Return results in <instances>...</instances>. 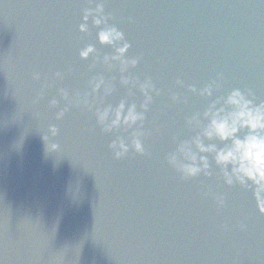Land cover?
<instances>
[{
    "label": "water",
    "instance_id": "1",
    "mask_svg": "<svg viewBox=\"0 0 264 264\" xmlns=\"http://www.w3.org/2000/svg\"><path fill=\"white\" fill-rule=\"evenodd\" d=\"M61 90L85 93L30 1L0 0V264H191L95 108Z\"/></svg>",
    "mask_w": 264,
    "mask_h": 264
},
{
    "label": "clouds",
    "instance_id": "2",
    "mask_svg": "<svg viewBox=\"0 0 264 264\" xmlns=\"http://www.w3.org/2000/svg\"><path fill=\"white\" fill-rule=\"evenodd\" d=\"M91 2L95 3V7H91L90 4L89 8L83 11L78 32L87 33L89 20H91L92 27L100 29L96 33L97 43L113 49L111 56L97 58L94 64L98 62L109 69L113 65H118L121 86L136 87L143 97V102L139 111L135 104H130L125 108L123 101L115 109L95 107L94 103L89 101V95L95 97L98 92L102 91L103 95L107 96L113 90L103 78L99 77L88 80L87 86L91 89L90 93L75 94L73 99L69 100L68 93L61 90L60 98L67 101L69 105L83 106L89 111L95 108L93 115L103 133L114 132L117 129L132 130L128 143L117 137L108 145L114 159L123 158L130 148L136 154L144 155L141 143L144 133L140 131L145 120L144 113L152 103L153 95L158 96L160 93L149 79L146 78L140 82L124 75L129 69L136 67L138 60L136 58L125 59L130 45L125 42L121 31L114 26H109L108 21L111 17L104 13V0H91ZM94 53L95 48L87 45L79 52V58L87 60ZM60 78H62L61 73H56L54 79ZM33 79H39L38 75ZM176 84L178 87L183 86L179 80ZM218 89V85L213 81L199 91L195 87H189L187 91L209 98ZM170 99L175 103L178 97L172 95ZM254 99L251 92L242 93L238 89L232 90L226 96H221L209 104L202 117L192 115L185 124L187 127L194 126L200 129L199 134L191 140H182L177 143L175 150L167 156L166 162L182 179H191L200 175L208 178L212 173L207 156L212 155L213 162L219 169L218 179L222 180L227 187L235 184L250 191L258 213L264 215V102L257 104ZM49 106L55 108L57 101L51 100ZM65 111L67 107L57 113L56 119H60ZM201 120L207 123L201 126ZM47 132L53 138L57 135V129L54 126L49 127ZM201 137L203 140H215L224 146L217 148L215 144L205 145ZM42 139L46 144L48 137L44 136ZM57 147L56 144L48 145L47 151L55 152ZM215 203L217 207H222L223 196L216 197Z\"/></svg>",
    "mask_w": 264,
    "mask_h": 264
}]
</instances>
